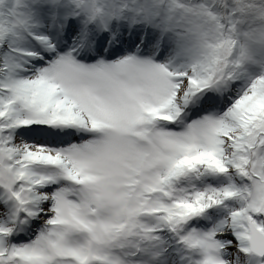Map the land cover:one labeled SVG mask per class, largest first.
<instances>
[{
	"label": "snow or ice",
	"instance_id": "6c2138e0",
	"mask_svg": "<svg viewBox=\"0 0 264 264\" xmlns=\"http://www.w3.org/2000/svg\"><path fill=\"white\" fill-rule=\"evenodd\" d=\"M0 264H264V0H0Z\"/></svg>",
	"mask_w": 264,
	"mask_h": 264
}]
</instances>
